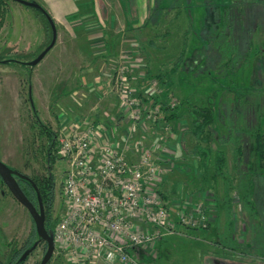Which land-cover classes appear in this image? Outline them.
Instances as JSON below:
<instances>
[{
  "label": "rangeland",
  "instance_id": "rangeland-1",
  "mask_svg": "<svg viewBox=\"0 0 264 264\" xmlns=\"http://www.w3.org/2000/svg\"><path fill=\"white\" fill-rule=\"evenodd\" d=\"M24 1L40 4L39 0ZM6 2L10 13L0 29V160L31 177L43 176L48 168L47 135L42 132L41 123L54 132L59 131L60 136L72 124H82L87 117L91 118L89 124L94 129L105 126L111 140L123 146L127 139L116 137V132L106 123H110L107 112L115 113L117 107L121 106L117 77L121 75L119 71L125 68V75L129 78L128 87L146 100L143 109L150 111L141 115V122L146 123L145 132L138 133L135 125L129 129L131 136L128 137V143L135 153L132 160L137 161L139 153L136 150H139L137 147L140 144L153 145L159 164L173 161V169L166 171L161 183H156L159 192L167 191L169 199L166 204L174 212L173 219H177L176 214L181 210L177 206L184 202L187 210L199 204L206 206L211 222L209 229L181 226L178 233L157 239L153 249V255L157 258L148 260L149 263L264 264V212L255 215L253 210L244 208L239 194L234 192L233 236L230 237L227 218L224 216L221 221H217L215 198L194 194L199 183L195 167L198 159L190 154L196 140L186 133L190 127L186 107L180 110V120L167 122L160 120L163 115L160 109L156 119L150 103L155 100L157 104L167 102L171 114L179 111L182 100L200 104L213 96L215 91L228 99L234 98L239 88L249 85L260 90L264 86V53H260L263 49L264 7L258 9L261 20L252 38L254 43L250 60L245 63L246 60L241 59L236 67L228 69L217 61L209 64L210 47L204 34L208 21L206 0H78V16L67 22L55 20L47 11L56 26L57 47L37 65L31 63L48 47L51 34L48 32L46 35L42 17L34 8L15 0ZM154 21L159 24L155 25ZM152 40L155 42L153 46ZM184 40L187 43V60L184 66L173 71ZM75 44L82 48L83 57L68 50ZM201 50L208 63L199 70L196 57ZM97 55L98 60L93 61ZM54 60L67 64L68 69L62 75L66 77L63 84L58 83L59 71L52 65ZM95 75L102 76L104 81L110 77L111 81L93 84ZM157 75L165 76V85L155 81ZM74 91L77 92V101L70 99L74 98ZM95 91L101 94L109 92L110 96L102 102L104 107L97 120L93 118L95 111L90 107L94 104L93 100H88L87 105L79 100L81 95L93 94ZM66 94L65 100H57ZM258 95L254 93L248 98L263 104L262 96ZM59 106L68 113L77 109L73 111L76 114H69L71 122L64 126L62 119H59ZM221 107L223 115L226 105L222 103ZM241 108L245 113L252 111L247 106ZM216 113L218 120L215 128L221 136H225L228 128L222 122L224 115L221 117L218 110ZM75 116H83V121L76 122ZM167 127L169 130H166ZM165 143L169 154L163 150ZM221 148L228 154L229 171L234 178L233 147L229 144ZM52 164L56 181L52 216L57 227L67 212L63 182L68 162L59 151ZM2 189H5L4 196ZM31 228L32 219L27 209L0 184V262L5 261L8 243L13 241L22 244ZM221 236L232 250L223 249L222 245L217 244ZM43 249L41 245L29 256L26 264H40L44 256ZM48 264L75 263L69 250L56 242L54 255Z\"/></svg>",
  "mask_w": 264,
  "mask_h": 264
},
{
  "label": "trees",
  "instance_id": "trees-1",
  "mask_svg": "<svg viewBox=\"0 0 264 264\" xmlns=\"http://www.w3.org/2000/svg\"><path fill=\"white\" fill-rule=\"evenodd\" d=\"M6 1L7 0H0V29L4 24L7 14L10 13ZM205 4L208 21L206 22L207 26L205 27L204 34L209 41V64L217 61L218 64L232 69L240 63L239 60L241 59L246 60L245 63H247V61L250 60V50L254 43V41L252 42V38L258 30L259 27L257 26L261 20L258 9L264 7V0H206ZM42 8L44 9L43 6ZM35 10L42 17L41 22L44 26L46 35L48 32L49 35L51 34V39L47 45L49 46L53 38L52 26L47 16L42 11ZM45 11L47 12V10ZM154 24L157 25L159 22L154 21ZM262 42L263 49L260 50V53L263 54L264 33ZM151 43L152 46L155 45L154 40H152ZM186 56L187 43L184 40L178 58L174 63L173 71L178 70L180 66H184L183 64L185 60H187ZM196 62L198 63L199 70L203 69L206 63H208L206 58H204L202 50L198 53ZM146 75L149 77V71L146 72ZM164 77L165 76L157 75L155 81L165 85L166 82ZM261 86L262 85H260V87ZM254 93L256 95L259 94L258 96H262L263 104L252 102L248 98L254 95ZM138 99L143 109V105L147 102L140 95H138ZM150 103L153 111L156 108L161 110L163 115L160 120H165L167 122L180 120V110L182 107H186V114L190 119V127L187 129L186 133L196 140V144L193 146L190 154L198 159L195 162V167L199 174V183L194 190V194L202 196L209 195L215 198L214 209L217 214V221H221L224 216L227 218V227L230 237L233 236L234 192L239 194L244 208L253 210L255 215L263 214L264 86H262L260 90H256V88L250 85L247 88H239L237 95L234 98L228 99L224 98L221 94L218 95V92L215 91L213 96L200 104L191 103L189 100H182L179 111L171 114L170 105L167 102L157 104L155 100ZM222 103L226 105L225 113L223 114L224 118L222 119L223 125L228 128V134L225 136H221L215 128L216 121L218 120L216 110H218L221 113V117H223L221 112L223 110L221 107ZM242 106H247L248 109L252 111L245 113L241 108ZM142 112L148 113L144 111V109ZM120 115L123 117L126 114L123 111ZM35 116L38 122L41 123L39 117L37 115ZM41 125L43 128L42 132L47 135V172L43 176L32 177L20 172L24 177H18L17 181L25 195L36 207L39 206V201H42L46 218V228L48 231H54L57 224L52 216V208L56 196V181L52 172V163L55 162L57 153H59V131L54 132L42 123ZM178 142H181V140H178ZM229 144L233 147L232 163L236 171V178L231 177L228 154L225 149L221 148ZM0 184L4 187L1 177ZM159 195L165 203L169 199L166 193L159 192ZM210 227L209 225L207 229ZM30 239L29 242H33L31 247L33 248L39 240V235L34 224ZM217 244L222 245L223 249H233L225 244L222 236ZM37 248L38 245L36 246V249ZM139 251H142V253L146 254L149 258L144 260V257L138 254ZM134 253L144 264H150V261H154L157 258V256H152L146 250H136ZM23 259L22 257L20 261Z\"/></svg>",
  "mask_w": 264,
  "mask_h": 264
},
{
  "label": "built area",
  "instance_id": "built-area-1",
  "mask_svg": "<svg viewBox=\"0 0 264 264\" xmlns=\"http://www.w3.org/2000/svg\"><path fill=\"white\" fill-rule=\"evenodd\" d=\"M119 73L121 108L145 132L141 103L128 87L125 68ZM158 112L156 108L152 113L156 119ZM106 129L72 124L58 138L59 151L68 162L63 182L67 212L54 229V237L69 250L75 264H144L134 251L153 255L156 240L178 233L179 227L210 225L206 206L187 210L181 202L174 220V212L160 197L156 183L173 169V161L159 164L155 147L141 144L136 150L139 157L133 161L129 136L122 146L111 140ZM163 148L169 154L166 143Z\"/></svg>",
  "mask_w": 264,
  "mask_h": 264
},
{
  "label": "crops",
  "instance_id": "crops-1",
  "mask_svg": "<svg viewBox=\"0 0 264 264\" xmlns=\"http://www.w3.org/2000/svg\"><path fill=\"white\" fill-rule=\"evenodd\" d=\"M77 1L78 0H39V3L45 7L47 9V11L53 16V18L55 20H62L64 22H67V21H73L74 19L77 18L78 14H79V9H78V5L77 4ZM74 18V19H73ZM73 19V20H71ZM76 21V20H75ZM76 43V42H75ZM57 47L56 45L48 52V54L45 56V58L53 51V49ZM91 49V48H89ZM68 50L71 52V53H74L76 54V56L80 55L83 57V50L81 47L77 46L75 44L74 45H71ZM100 55V54H99ZM44 58V59H45ZM99 58V56L97 55L93 61H97ZM83 61V60H82ZM53 66H55V68H58V73H59V84H63L64 81H66V79L64 80V78H66L64 76L63 78V73L65 72L67 68V64L65 61H61V60H54L53 63H52ZM104 68V67H103ZM94 76V75H93ZM97 75H95L94 77V81L93 84H106L109 83L111 80V78H107L106 81H104L103 77L99 75V77H96ZM39 78V77H38ZM43 76H42V80H43ZM41 79V78H39ZM83 79H85V76L83 77ZM113 82V81H112ZM111 82V83H112ZM43 84V82H42ZM76 91H74V94L75 96L73 95L74 98H70L74 101H77L75 100L76 99ZM136 94L138 95V93L136 92ZM67 97V94L66 95H63L61 97H59V99H57L58 101L64 99ZM109 92H105V94H101V93H97L96 91L92 94V93H89L87 95H81L79 97V100H83V102H85L84 104H86V102L89 100H93L94 104L91 105V109H93V118H96V120L98 119V117L100 118L101 116V109H103L104 107V103H102L104 100L107 101V99L109 98ZM63 101V100H62ZM77 106V105H75ZM81 106V104H80ZM99 107V108H98ZM116 107V106H115ZM59 110H61L59 113V119L61 120L62 119V125H66V124H69L68 122H71V117L68 118L71 114H76L75 112L73 111H77V109L75 110H70V113L66 112L65 110H63L61 108V106H59ZM68 110V111H69ZM123 112L121 106L117 107V110L116 112L114 113V111L110 112V114L107 112V115H110V123H106V124H110L111 128L116 132V137L120 138L121 136L123 137V139H126L128 136H131V130H129L131 127L133 128L134 125L135 127L137 128V131L138 133L141 131L143 133V130L142 128L138 125V124H132V121L127 117V115L125 116H121L120 114ZM70 114V115H69ZM83 116H75V121L76 122H80L82 119ZM90 117H87V118H84V126L85 125H88V127H92L91 124H89V121H90ZM95 121V120H94ZM98 123V122H96ZM128 135V136H126ZM134 152L132 151L131 153H129V157L130 159H134ZM163 193H166L167 194V191H162ZM174 204V203H173ZM211 205V203H210ZM215 210V209H214ZM146 229H150V230H155L154 228L150 227V226H144ZM138 254H140V256L142 255V257H144V260H146L147 258H149L146 254H143L142 251H139ZM155 255V254H154ZM153 255V256H154ZM156 256V255H155Z\"/></svg>",
  "mask_w": 264,
  "mask_h": 264
},
{
  "label": "water",
  "instance_id": "water-1",
  "mask_svg": "<svg viewBox=\"0 0 264 264\" xmlns=\"http://www.w3.org/2000/svg\"><path fill=\"white\" fill-rule=\"evenodd\" d=\"M19 1L20 3L25 4L26 6H30L34 9L42 11L48 18L52 29H53V38L49 46L31 63L33 65L39 64L45 56L48 54V52L54 47L56 40H57V30L54 23V20L51 18V16L42 8V6L38 3L33 2H26L24 0H15ZM14 175L23 176L20 172L12 169L9 167L6 163L0 160V177L2 178L5 185L8 187L12 195L15 197V199L24 206L32 216L36 229L39 235V240L35 244L33 248H31L29 251H27L23 258H25L30 252L33 251V249L42 241L46 242L47 244V251L41 261V264H48L50 260L52 259L55 248H56V242L54 237V231H48L46 228L45 223V217L42 212L38 211L37 208L34 206V204L28 199V197L25 195L24 191L20 187L19 183L17 182ZM24 177V176H23Z\"/></svg>",
  "mask_w": 264,
  "mask_h": 264
},
{
  "label": "flooded vegetation",
  "instance_id": "flooded-vegetation-1",
  "mask_svg": "<svg viewBox=\"0 0 264 264\" xmlns=\"http://www.w3.org/2000/svg\"><path fill=\"white\" fill-rule=\"evenodd\" d=\"M16 180H18V175H14ZM2 179V178H1ZM3 181V180H2ZM18 182V181H17ZM4 183V182H3ZM4 188L7 189L8 193L12 195V193L10 192V190L8 189V187L5 185L4 183ZM2 195H5V189H2ZM13 196V195H12ZM13 198L15 199V197L13 196ZM16 200V199H15ZM17 201V200H16ZM18 202V201H17ZM35 206V205H34ZM24 207V206H23ZM36 207V206H35ZM38 211L42 212L44 217H45V213H44V208H43V204L42 201H39V206L36 207ZM28 211V210H27ZM29 212V211H28ZM30 214V213H29ZM31 216V215H30ZM32 219V228L31 231L28 235V237L23 241L22 244H17L13 241H10L8 243V251L6 253V257H5V261L4 262H0V264H26L27 261L29 260V256L32 255L41 245H43V253L45 255L46 251H47V244L46 242L42 241L41 243L38 244V248L36 249V247L33 249L32 252H30L22 261L21 258L23 257V255L29 251L33 245V242L30 243L29 241L31 240V234L33 232V224L35 225V222L31 216ZM45 222H46V218H45ZM36 226V225H35ZM30 243V244H29ZM30 245V246H29ZM44 257V256H43ZM43 259V258H42ZM42 261V260H41ZM41 264V262H40ZM224 264V263H223ZM225 264H232V263H225Z\"/></svg>",
  "mask_w": 264,
  "mask_h": 264
}]
</instances>
